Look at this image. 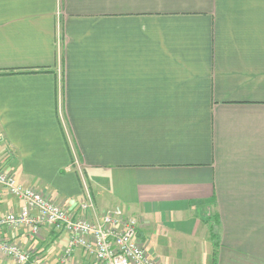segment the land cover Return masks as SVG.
Wrapping results in <instances>:
<instances>
[{"label": "crops", "instance_id": "1", "mask_svg": "<svg viewBox=\"0 0 264 264\" xmlns=\"http://www.w3.org/2000/svg\"><path fill=\"white\" fill-rule=\"evenodd\" d=\"M0 168L122 209L158 264H264V0H0ZM2 236L53 264L67 242Z\"/></svg>", "mask_w": 264, "mask_h": 264}, {"label": "built area", "instance_id": "2", "mask_svg": "<svg viewBox=\"0 0 264 264\" xmlns=\"http://www.w3.org/2000/svg\"><path fill=\"white\" fill-rule=\"evenodd\" d=\"M3 192L20 205L18 212L0 214V260L5 264H53L5 240V229H25L32 240L44 229L65 234L67 242L57 264H68L77 252L93 264H156L137 239V219L118 207L97 213L87 194L76 209H65L36 190L22 187L0 168V198Z\"/></svg>", "mask_w": 264, "mask_h": 264}, {"label": "rangeland", "instance_id": "3", "mask_svg": "<svg viewBox=\"0 0 264 264\" xmlns=\"http://www.w3.org/2000/svg\"><path fill=\"white\" fill-rule=\"evenodd\" d=\"M210 235H211V233H210ZM152 242H153V246L154 247H157V246H155V243H156V245L158 244V246L161 245L159 243V236L157 237L156 234H153V236H152ZM160 247L154 248L155 249L154 252H157L155 255L158 258L160 257V255L162 253H164V254H162V255H164V259L162 260V263L161 264H204V260L205 259H202L203 258V255L204 254H208V253L211 252V248L210 249L208 247H207L208 249L207 248H202L201 245H200V247H199V245H197V246H195V249L194 250H191L192 252L189 250V252L191 254L190 256H188L186 258H181V259H178V258L174 259L173 258V255H172V252H170L169 250L166 251L165 250L166 248L165 249H161ZM196 257H197V259H196ZM191 258H193V259H191ZM154 259H155V263L158 264V262H156V258H154Z\"/></svg>", "mask_w": 264, "mask_h": 264}, {"label": "trees", "instance_id": "4", "mask_svg": "<svg viewBox=\"0 0 264 264\" xmlns=\"http://www.w3.org/2000/svg\"><path fill=\"white\" fill-rule=\"evenodd\" d=\"M212 227V226H211ZM211 237L213 238L214 237V233H213V231H211Z\"/></svg>", "mask_w": 264, "mask_h": 264}]
</instances>
